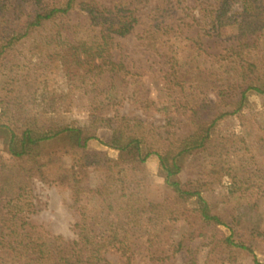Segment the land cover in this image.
Returning a JSON list of instances; mask_svg holds the SVG:
<instances>
[{
    "label": "trees",
    "instance_id": "obj_1",
    "mask_svg": "<svg viewBox=\"0 0 264 264\" xmlns=\"http://www.w3.org/2000/svg\"><path fill=\"white\" fill-rule=\"evenodd\" d=\"M110 1L0 0V68L5 60L12 63L8 68L14 85L0 97V131L6 132L9 153L16 159L11 175L16 193L0 214V264L167 261L189 249V241L197 236L230 226L224 205L230 194L264 186V169L258 163L240 173L221 150L210 171V177L218 179L216 188L214 179L180 177L192 158L210 150L220 137L227 139L224 122L241 114L249 98L264 95V0H195L186 6L156 0L153 7L148 6L150 0ZM142 21L147 22L142 44L162 59L158 72L165 97L153 105L163 112L159 121L120 111L127 103L144 106L148 100L141 85L144 65L118 56L117 38ZM39 37L42 47L36 44ZM30 40L31 55L40 54L42 68L54 64L67 85L46 95L50 104L41 113L21 104L23 95L18 96L32 92L26 102L31 103L35 95L33 86L26 88L19 78L21 63L16 62ZM27 67L25 74L31 75L32 67ZM72 87H85L90 94L92 106L84 124L64 118L71 109L66 90ZM103 127L125 130L131 139L118 152L91 151L88 143ZM65 132L77 133L75 155L80 156L60 167L70 171L76 183L73 205L80 216L72 239L30 219L37 205L33 198H23L34 192L36 180L47 177L48 166L55 162L42 146ZM152 154L160 157L165 171L169 195L164 201L143 195V166ZM91 165L107 171L105 184L86 182ZM225 175L232 180L223 181ZM210 189L214 193L205 194ZM183 194H200L206 204L202 224L178 236L174 225L190 217L179 205ZM223 242L254 253L232 234ZM255 263L264 261L255 255Z\"/></svg>",
    "mask_w": 264,
    "mask_h": 264
},
{
    "label": "rangeland",
    "instance_id": "obj_2",
    "mask_svg": "<svg viewBox=\"0 0 264 264\" xmlns=\"http://www.w3.org/2000/svg\"><path fill=\"white\" fill-rule=\"evenodd\" d=\"M106 2L111 1L106 0ZM194 2L195 0H177L181 6ZM148 6H156V0H150ZM144 20L149 21L150 19L147 17ZM146 23L142 21L133 32L126 36H119L117 39L120 41L118 56H122L126 62L144 65L140 68V72L144 74L141 77V85L146 89L148 100L144 106H140L139 103H127L125 106H121L120 111L130 117L139 116L150 121H159L164 117L163 112L154 108L153 105L160 104L165 97V91L159 78L161 74L158 72L160 66L158 61L162 59L154 49L142 44L141 35L147 27ZM38 39L36 44H40L42 47V40L40 37ZM32 42L30 40L23 44L24 53L19 54L16 62L21 63L17 67L20 69L18 71L19 78L28 81H22L23 84H26V88L30 85L33 86L31 91H34L35 95L32 97L31 103L26 102H28L29 95L33 96L32 92H29L28 96L19 92L18 96L23 95L21 99L19 98L21 104L24 102L30 110L41 113L45 105L50 104V99L46 98V95H51L57 89L62 90L67 85L62 74H58V69L54 64L42 68L40 54L31 55L29 47ZM211 43L213 44V42ZM28 61L29 63L23 67L22 63ZM4 65L0 68V97L9 94L10 89L14 88L9 76L12 74L9 69L12 63L5 60ZM28 65L32 67L31 75L25 74ZM15 90L18 91L17 88ZM66 91L70 92L68 100L71 102V109L64 115L65 120L86 123L89 120L92 106L90 94L86 93L85 87H72ZM224 126L226 127L225 136L229 135L227 139L220 137L210 150L192 158L180 174L183 181H196L198 178L204 181L210 178L215 180L213 187L216 188L215 185L219 183L218 179L210 177V171L214 167L216 154L220 152L219 150L228 156V164L237 166L240 173L246 169L252 170L257 163L264 169V95L249 98L242 113L229 122H224ZM130 139V134L125 130L103 127L98 131V138L89 141L88 148L91 151L118 152V149L127 145ZM7 142L6 132L0 131V214L2 211L8 210L11 198L16 193L14 178L11 176L16 159L9 153ZM42 149L50 151L55 162L48 166L47 177L36 180L34 192L23 196L25 201L33 198L37 205L36 211L29 212L30 209L27 210L29 218L43 224L44 228L54 234H61L69 239L75 238L74 224L80 216L73 205V189L76 183L70 177L71 172L62 171L60 167L63 168L65 164L69 166L73 157H78L75 155V150L78 149V135L76 132H65L59 138L46 142ZM143 169L146 176L141 186L144 191L143 195L164 201L169 195V190L166 187V175L160 157L157 154H152ZM89 170L87 183L97 186L107 182V171L104 168L95 169V166L91 165ZM222 179L225 182L230 181L232 176L225 175ZM207 193L214 192L210 189L205 194ZM137 196L134 195V200ZM227 201L228 203L224 205L227 207L226 214H228L227 219L230 226L221 225L216 232L210 233L209 236H197L189 241V249L181 251L173 259L150 262V264H256L255 255L264 261V186L259 191L249 189L230 194ZM205 204V200L200 194L181 195L179 205L190 217L183 216L182 220L174 225L173 233H178V236H186V232L198 228L202 224L201 216ZM224 205H221V208ZM229 234L233 235L237 243L252 247L254 253L240 246L227 247L223 242V237ZM229 255L231 257H227ZM112 257L117 259L118 255L115 254Z\"/></svg>",
    "mask_w": 264,
    "mask_h": 264
}]
</instances>
